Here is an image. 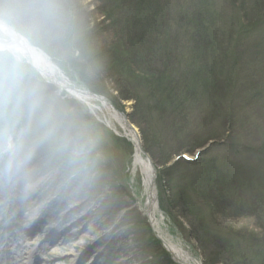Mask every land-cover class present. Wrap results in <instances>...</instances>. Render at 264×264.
<instances>
[{"label": "rangeland", "instance_id": "374dc122", "mask_svg": "<svg viewBox=\"0 0 264 264\" xmlns=\"http://www.w3.org/2000/svg\"><path fill=\"white\" fill-rule=\"evenodd\" d=\"M219 3L222 10L232 9L226 0ZM131 6L132 0H0V18L19 24L71 85L91 91L82 83L85 78L94 87L106 84L113 98H105L130 115L142 136L150 127L145 117L133 118L135 100L119 98L121 84H128L114 74L107 53L118 37L134 39L123 24ZM183 6L174 2L166 10L173 39L180 33L175 11ZM249 51L252 58L230 66L237 85L234 98L226 92L201 97L187 105L177 125L145 134L150 139L146 153L158 168L157 200L160 205L162 195L166 205H173L171 219L159 206V231L151 232L182 248L191 264L232 260L237 251L213 240L219 233L238 231L243 243L249 237L245 231L264 240V47L258 60ZM18 61L23 68L0 70V264H163L144 223H149L142 211L147 190L141 176L134 177L135 147L122 126L100 102H83L47 84L27 68V56ZM99 67L107 74L104 81ZM9 101L16 111L14 128L26 122L12 136L4 128ZM207 139L205 147L197 148ZM199 151L196 165L181 162L164 170L179 155L195 160ZM230 172L239 183L255 184L252 195L262 197L259 215L216 206L215 198L225 199L221 193L231 181L221 177ZM158 176L166 178L164 183ZM185 196L202 206L204 219L188 210Z\"/></svg>", "mask_w": 264, "mask_h": 264}, {"label": "trees", "instance_id": "16d2710c", "mask_svg": "<svg viewBox=\"0 0 264 264\" xmlns=\"http://www.w3.org/2000/svg\"><path fill=\"white\" fill-rule=\"evenodd\" d=\"M180 1L184 6L178 11L174 10L178 15L176 21L180 26V33L177 35L179 37L175 36L173 39L169 37L171 31H167L172 26L166 10H171V5ZM226 2L232 5L231 10L228 8L222 10L219 0H132L134 7L131 6L129 11H124L127 18L123 23L124 29H130L135 37L131 41L126 37H123L124 39L118 37L115 46L108 49L107 53L112 57L113 71L116 72L114 74L117 76L119 74L120 78L123 77L128 84V86L121 84V89L119 88L117 91L119 98L124 101L135 100L136 107L133 118L145 117L146 124L149 125L150 130L153 129L151 131L149 128L142 130L145 143L143 147L148 154L150 153L148 147L150 139L145 134L157 133L158 130H164L168 125H177L178 119H184L186 109H188L187 105L191 106L201 97L215 98L226 92L228 97L234 98L236 94L233 93V88H236L237 85L236 78L233 77V69L230 66L236 67V62H244L248 58H252L247 56L249 50L254 51L256 60H258V51L264 47L261 44L264 39L257 37L259 35L264 38V0H253L250 3L243 0H226ZM1 19L9 23L17 32L25 35L19 24L3 16ZM118 21L120 22V20ZM173 22L175 21L173 20ZM244 22L247 24L245 25ZM160 29L166 31L160 33L162 31ZM159 33V36L156 35ZM25 37L39 49L42 48L28 36L25 35ZM69 40L72 41V38L70 37ZM250 44L254 46L252 49L249 48ZM99 65L101 64L97 66ZM19 66L23 68L24 65L10 53L0 54V70L4 67L18 69ZM27 68L31 69L29 65ZM104 71L105 69L98 68L102 81L107 78V74L103 76ZM82 83L87 85L92 93L112 100L113 95L107 90L106 84L103 86L97 84L94 87L87 78ZM19 95H21L20 92ZM230 109H232L231 105H229ZM5 112L8 123L4 128L9 129L10 136H12L16 132V127L21 128L26 122L21 120V123H18V126L14 128L13 118L16 111L10 101ZM139 127L141 128V125ZM209 141L211 139L201 142L198 145L200 147L197 148L205 147ZM193 151L194 149L188 152ZM203 155L206 156V153ZM181 157L179 155L172 159L164 167V170L175 169L181 162L191 165H196L198 162V160L197 162L186 161ZM214 170L219 169L214 167ZM165 171H162V175L165 174ZM237 176L234 174L233 177L230 172L228 176L221 177L224 183L231 178V181L228 182V191L222 190L221 193L225 199L229 198V203L224 198V200L215 198V200L217 199L216 206L225 208L232 206V209H236L242 214L258 212L259 215L263 207L258 203L262 197L252 195L256 190L254 189L255 184H250L252 185L250 187L245 184L246 182L239 183ZM158 178L161 180L160 183H164L166 179L163 176H158ZM185 199V202L189 204L188 210H192L191 212L196 216L199 214L200 220L206 217L205 214L200 215V213H205L201 205L197 206L192 203L193 200L190 199V196H185ZM172 208L173 205H166L161 195L160 211L168 219H171L173 215ZM202 221L204 222V220ZM144 223L163 264H174L170 254L166 253L160 241L151 232L149 223L145 221ZM245 233L249 237H245L247 241L244 243L242 242L243 237L234 230H230L229 233H219L214 236L213 240L224 244L227 251H234V249L237 251L233 257L230 256L232 260H228V264H256V262L264 264V240L254 238L246 231ZM242 235L245 236L243 231ZM217 245L220 247L219 244ZM220 264L226 263L223 261Z\"/></svg>", "mask_w": 264, "mask_h": 264}, {"label": "bare ground", "instance_id": "6f19581e", "mask_svg": "<svg viewBox=\"0 0 264 264\" xmlns=\"http://www.w3.org/2000/svg\"><path fill=\"white\" fill-rule=\"evenodd\" d=\"M38 53L39 52L35 51L33 48H30L26 56L28 58L30 55L32 56L33 65H35L39 70L43 72L45 78H47L46 76L54 75L58 80H60L59 76L56 75V72L55 74H53V66L48 64V62L44 59L45 56L44 55L40 56ZM70 95L78 98L83 102L86 103L88 102V100H85L84 98H82L81 95L77 94L76 92L75 93L71 92ZM105 109L107 113L112 117V119L116 121L119 124V126H122V128L126 133V137H128L131 143L134 144L135 147V154H134L135 159L133 164L134 177L136 178L138 174L141 176L143 187L145 188V190H147V196H149L145 200V203L142 204L143 205L142 211L147 216L148 221L151 222V224L153 225V228L155 229L156 233H158L159 222L157 217V209H159V205L157 204V200H156L157 198L156 192L158 194L156 168L149 160V158L145 156L144 148L140 146V140L137 132L133 131L132 129L130 130L129 126H126L123 117L122 115H120V113H117L116 111L110 110L108 108ZM159 235L165 241V243H167L168 250H170V253L173 254L175 259H179V261H182L184 264H191L188 253H186L182 248L177 247L174 243H171L169 240L167 241L166 239H164L160 233ZM19 256L17 261H19Z\"/></svg>", "mask_w": 264, "mask_h": 264}, {"label": "water", "instance_id": "95a60500", "mask_svg": "<svg viewBox=\"0 0 264 264\" xmlns=\"http://www.w3.org/2000/svg\"><path fill=\"white\" fill-rule=\"evenodd\" d=\"M0 21H2L1 19H0ZM4 22V21H3ZM5 23V22H4ZM5 24H7V25H9L8 23H5ZM19 35H21L20 33H18ZM22 36V35H21ZM28 45L30 46V48H33L35 51H37V52H39L38 50H37V48H35V47H33L31 44H29L28 43ZM40 56H43V54L42 53H38ZM47 62H48V64H50L51 66H53V74H55V71H58V76H59V79L60 80H58L54 75L53 76H51V75H49V76H46L47 78H48V83L50 84V85H52V86H56L58 89H60L61 91H66L69 95H70V93L72 92V93H77V94H79V95H81L82 96V98H84L85 100H88V101H98V102H100V104L103 106V107H105V108H108V109H110V110H114V111H116L117 113H120V115H122V117H123V120H124V122H125V124H126V126H129V128H130V130L132 129L133 131H135V132H137V134H138V136H139V140H140V146L141 147H143V139H142V136H141V134H140V132H139V130L136 128V126H134L133 124H131L130 123V120H129V118H130V115L128 114V113H125V112H120V111H118V110H116V108L114 107V105H112V103H111V101L109 100V99H107V98H105L104 96H102V95H99V94H95V93H92L91 91H89L88 89H82V88H78V87H76V86H73V85H71L68 81H67V79H66V77H65V75H63L62 74V72L59 70V68L55 65V64H53V62H51L50 61V59L48 58V57H46L45 56V58H44ZM33 58H32V56L30 55L29 56V60H28V64L30 65V66H32L39 74H40V76H44V74H43V72L41 71V70H39L35 65H33ZM112 108V109H111ZM144 148V147H143ZM144 154H145V156H147V158H149V160L152 162V164H153V161H152V159H151V157H149L148 156V154L146 153V151L144 150ZM155 166V165H154ZM156 168V167H155ZM157 172H158V170H157V168H156V177H157ZM158 196V194H157V192H156V197ZM149 197V196H148ZM156 200H157V198H156ZM157 204L159 205V202H158V200H157ZM151 223V222H150ZM159 239H160V241L162 242V244L164 245V248L166 249V251H167V253L168 254H171L170 253V250H168V246H167V243H165V241L160 237V236H157ZM171 257H172V260L176 263V264H184L182 261H179V259H175L174 258V256H173V254H171Z\"/></svg>", "mask_w": 264, "mask_h": 264}, {"label": "clouds", "instance_id": "9594fccd", "mask_svg": "<svg viewBox=\"0 0 264 264\" xmlns=\"http://www.w3.org/2000/svg\"><path fill=\"white\" fill-rule=\"evenodd\" d=\"M29 50L27 40L10 25L0 21V54L7 52L20 60L27 55Z\"/></svg>", "mask_w": 264, "mask_h": 264}]
</instances>
